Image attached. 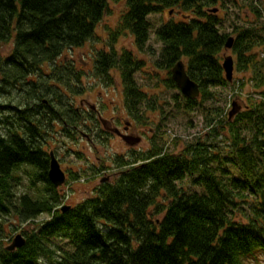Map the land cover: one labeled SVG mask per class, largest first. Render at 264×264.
<instances>
[{"label": "trees", "instance_id": "1", "mask_svg": "<svg viewBox=\"0 0 264 264\" xmlns=\"http://www.w3.org/2000/svg\"><path fill=\"white\" fill-rule=\"evenodd\" d=\"M123 1L110 47L95 51L92 69L106 85L118 72L130 117L144 121L146 111L155 110L157 100L134 74L145 63L137 53L149 40L148 16L165 8L182 18L156 28L162 47L154 64L178 88L171 69L186 59L200 89L194 99L179 95L186 109L214 97L211 88L230 85L221 53L233 36L236 69L249 72L261 99L243 100L230 119L227 109L223 118L207 120L214 123L207 136L228 141L222 161L200 139L170 152L155 143L145 151L131 148L114 158L119 170L113 177L62 211V189L47 176L50 132L57 124L70 132L88 121L97 128L99 119L74 104L82 71L63 54L96 37L110 0H0V47L12 43L9 54L0 55V264H246L264 256V25H235L233 36L221 32L218 0ZM252 10L264 20L260 8ZM122 33L132 36L135 51L114 48ZM22 166L29 186L42 183L36 197L16 191ZM185 180L196 189L179 186ZM43 213L49 218L37 221ZM21 225L24 244L8 250L4 242Z\"/></svg>", "mask_w": 264, "mask_h": 264}, {"label": "rangeland", "instance_id": "2", "mask_svg": "<svg viewBox=\"0 0 264 264\" xmlns=\"http://www.w3.org/2000/svg\"><path fill=\"white\" fill-rule=\"evenodd\" d=\"M217 6L219 8L217 12L222 18L219 29L221 32L229 33V36L234 35L235 25L249 26L255 23L264 25L262 22L264 20H261L252 10L254 7L260 8L261 15L263 14L264 17V0H218ZM123 8V0H110L109 10L96 27V37L80 47L65 51L63 56H68L75 67L82 71L80 83L75 84L81 92L75 94L74 104L86 110L93 109L97 119L100 116L105 120L107 129L116 127L124 132L123 128L126 126L127 132L124 133L138 135L141 140L133 146H128L111 130V133L101 131L103 126L99 119L96 123L97 128L88 121L87 124L84 123L87 126L79 123L78 127L70 132L57 124L50 132L48 140L51 141L46 147V151H53L65 172V182L60 186L64 195L61 201L63 200L64 204L71 205L81 201L93 193L102 177L109 179L113 177L119 170L113 162L114 158L116 155H129L131 148H135L137 151H145L151 143H155L156 146L162 147L163 151L170 152L176 150L177 144L192 143L200 139L209 144L210 149L218 153L219 159L222 161L228 154L226 150L228 141H224V135L207 136V132L214 125V123L208 125L207 120L214 114L216 115L215 120L223 118L225 110H229L233 100L242 107L243 100L261 99V95L255 92L256 88L252 87L255 81L249 78V72L236 69V53L231 48L224 50L221 56L223 59L224 56L231 55L234 59V82H230V85L225 87L211 88L214 97L201 101L202 103L194 109H186L182 97L179 96L182 95L179 89L172 88L167 84L168 72L157 68L154 64L159 59L162 47L155 38L156 28L172 18L174 21L182 18L180 13L175 12L174 9L165 8L148 16L150 23L149 40L146 43V48L141 53H137L139 58L145 60V63L142 69L134 74L135 81L142 90L147 91L149 97L157 100V103L154 111H146L144 116L147 118L142 120L143 122L136 121L127 114L125 109L118 72L112 71L115 80L112 85H106L100 78L95 77L92 69L95 51L97 49H109L111 28L115 29ZM11 46V42L3 44L0 47V55L2 57L7 56ZM262 46V44L258 45L256 50ZM123 47L135 51L133 38L130 34L122 33L116 38L114 48L120 51ZM60 59L61 57L56 62L58 63ZM182 60L186 61L185 58ZM50 65L48 64L44 68L45 71L49 70ZM176 95L178 98H174ZM221 123V128H225L224 123ZM221 128L218 130L220 133L223 132L220 130ZM225 129L228 127L226 126ZM16 174L20 177L19 185L16 187L17 193L26 192L32 197H36L42 188V183L37 182L36 186H29V174L26 166L18 169ZM181 185L187 190L196 189L190 185L188 180L179 183V186ZM48 218L49 215L43 213L38 216L37 221ZM6 219L14 222L11 216L6 217ZM22 226L14 227L11 229V233L13 235L21 233ZM7 244L9 242H4V245ZM246 264H264V256L250 259Z\"/></svg>", "mask_w": 264, "mask_h": 264}, {"label": "water", "instance_id": "3", "mask_svg": "<svg viewBox=\"0 0 264 264\" xmlns=\"http://www.w3.org/2000/svg\"><path fill=\"white\" fill-rule=\"evenodd\" d=\"M215 11V9L213 10ZM233 37H228L225 42V49L232 47ZM221 67L224 71V75L227 81L232 80L234 63L231 55H227L223 58ZM171 78L178 86L181 94L187 98L194 99L200 95V89L198 84L193 81L187 74L185 69V64L182 60H178L171 69ZM241 105L235 100L231 103V108L228 111L229 119L232 118L237 112L241 110ZM100 121L105 129V120L100 118ZM112 132L120 136V138L129 146H133L140 142L141 137L138 135H132L127 133H122L117 128L110 129ZM47 176L50 182L56 186H61L65 181V172L62 170L60 163L56 159L53 151L49 153V167L47 171ZM109 178L101 179V182L108 180ZM70 208V205H63L60 209L66 211ZM25 242L24 237L21 234H16L11 242L7 245V249L13 251L15 248L21 247Z\"/></svg>", "mask_w": 264, "mask_h": 264}, {"label": "flooded vegetation", "instance_id": "4", "mask_svg": "<svg viewBox=\"0 0 264 264\" xmlns=\"http://www.w3.org/2000/svg\"><path fill=\"white\" fill-rule=\"evenodd\" d=\"M114 128H116V127H114ZM118 130H120V129H118ZM107 131H108L109 133H111V131H109V130H107ZM120 131H121V130H120ZM123 131H124V132H127L126 126L123 128ZM121 132H122V131H121ZM124 132H123V133H124ZM116 135H117V134H116ZM65 176H66V175H65Z\"/></svg>", "mask_w": 264, "mask_h": 264}, {"label": "built area", "instance_id": "5", "mask_svg": "<svg viewBox=\"0 0 264 264\" xmlns=\"http://www.w3.org/2000/svg\"><path fill=\"white\" fill-rule=\"evenodd\" d=\"M262 55H264V53Z\"/></svg>", "mask_w": 264, "mask_h": 264}]
</instances>
